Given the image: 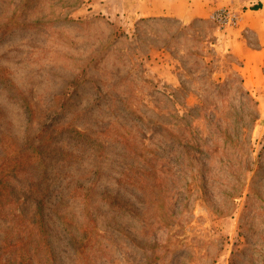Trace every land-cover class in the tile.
I'll return each mask as SVG.
<instances>
[{
	"label": "rangeland",
	"instance_id": "rangeland-1",
	"mask_svg": "<svg viewBox=\"0 0 264 264\" xmlns=\"http://www.w3.org/2000/svg\"><path fill=\"white\" fill-rule=\"evenodd\" d=\"M136 7L0 0V264H264V114L223 32L251 6Z\"/></svg>",
	"mask_w": 264,
	"mask_h": 264
},
{
	"label": "crops",
	"instance_id": "crops-1",
	"mask_svg": "<svg viewBox=\"0 0 264 264\" xmlns=\"http://www.w3.org/2000/svg\"><path fill=\"white\" fill-rule=\"evenodd\" d=\"M138 17H170L184 20L210 18L213 13L230 6L247 7L240 22L228 32L225 44L241 58L240 74L247 91L257 97L264 114V2L258 0H136ZM220 30V29H219ZM249 34V35H248ZM252 36V38L250 37ZM227 45V46H228Z\"/></svg>",
	"mask_w": 264,
	"mask_h": 264
},
{
	"label": "trees",
	"instance_id": "trees-1",
	"mask_svg": "<svg viewBox=\"0 0 264 264\" xmlns=\"http://www.w3.org/2000/svg\"><path fill=\"white\" fill-rule=\"evenodd\" d=\"M261 6H262V4L259 2V3H257V4H255L254 6H252L254 9H259V8H261ZM241 64L242 63H239V65L241 66ZM239 77H240V81H241V83L242 84H244V79H243V77L242 76H240L239 75ZM254 101V103H255V105H256V111L258 112V107H259V102L258 101H255V100H253ZM27 143V151H26V153H29V154H26V155H30L31 156V158L33 157V158H37L38 159V161L40 162V161H42V159H43V157L41 156V153L42 152H44L45 150H44V148H43V142H42V145H40V146H38V147H36V146H34L33 145V140H31V141H26ZM15 156H17L16 155V152H15V154H14ZM13 155V157H15ZM24 164H25V162L24 161H22L18 166H20V165H22V166H24Z\"/></svg>",
	"mask_w": 264,
	"mask_h": 264
},
{
	"label": "built area",
	"instance_id": "built-area-1",
	"mask_svg": "<svg viewBox=\"0 0 264 264\" xmlns=\"http://www.w3.org/2000/svg\"><path fill=\"white\" fill-rule=\"evenodd\" d=\"M211 18L214 21H217L220 23L221 27H224V25H236L238 21L237 15H234L231 13V11L228 8H222L213 13Z\"/></svg>",
	"mask_w": 264,
	"mask_h": 264
}]
</instances>
